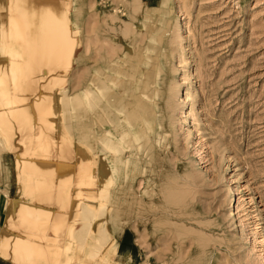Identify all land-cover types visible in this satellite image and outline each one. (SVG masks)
I'll use <instances>...</instances> for the list:
<instances>
[{
	"label": "rangeland",
	"instance_id": "1",
	"mask_svg": "<svg viewBox=\"0 0 264 264\" xmlns=\"http://www.w3.org/2000/svg\"><path fill=\"white\" fill-rule=\"evenodd\" d=\"M31 1V21L49 29L48 85L54 99L51 107L35 108L38 132L32 138L40 137L42 146L24 156L43 171L25 168L21 148L0 124V235L11 229L40 240L28 229L29 206L27 216L8 223L26 180L52 179L48 166L55 180L76 179L83 102L89 116L98 107L107 125H141L139 115L125 117L130 72L156 68L161 106L162 85L173 72L174 107L170 115L167 107L153 110L150 128L132 129L118 141V155L129 160L122 178L128 193L114 195L105 216L114 229L123 228L115 264H264V0ZM6 72L0 71V85L12 83ZM106 72L111 79L94 76ZM31 197L24 195L25 201ZM91 215L84 209L87 220L74 234L98 216ZM74 234L70 238L68 231L58 244L74 240ZM13 254L0 246L7 259L0 263L17 264Z\"/></svg>",
	"mask_w": 264,
	"mask_h": 264
},
{
	"label": "bare ground",
	"instance_id": "2",
	"mask_svg": "<svg viewBox=\"0 0 264 264\" xmlns=\"http://www.w3.org/2000/svg\"><path fill=\"white\" fill-rule=\"evenodd\" d=\"M4 1H6L5 5L0 4V71L7 70L6 73L8 74L9 72L12 83L9 84L5 81L0 85V96L2 97L0 100V107H4L0 109V124L5 131H7V135H9L10 138H15L13 141L16 142L18 148H21V160L26 164L25 168L30 169L34 167V165H32V163L30 164L29 158L24 156L37 152L36 148L42 146L40 137L37 139L34 138L35 140L32 138L34 131L38 132V128H36L37 131L35 130V108L37 106L44 108L51 107V100L54 99L53 96L49 94L50 86L48 85L49 68L47 66L48 56L46 51L47 47H49V29L40 28L31 21L29 12V10L32 9L31 4H33L31 0ZM66 33L67 30L65 31V34ZM169 35H171V33ZM86 38L87 37H85V39ZM168 38H170V36ZM168 38H166V41H168ZM82 46H85L84 48L87 49L86 46H88V44L86 43L85 45L84 42ZM88 50L89 49L83 52L86 54ZM143 61H145V59ZM146 61L149 60L146 58ZM164 64H166V62ZM100 68L101 66H98L99 70ZM168 69L169 67L167 70ZM159 72L160 70L156 68H145L139 75H135V71H132V73L130 72L132 79L129 86L128 84L127 86L131 94H129L128 98L125 100L126 103L130 104V107H126L127 111H125V117L139 115L142 124L137 127L131 126V128H124L118 124H112L111 122V124L107 125L106 123L109 121L102 119L98 107L95 111L93 110L94 112H91L92 115L89 116L86 110L88 106L86 103L87 101L82 103L80 108L81 152L78 154L76 179L73 182L55 180V173L53 169L48 166L45 172H48L49 176H53L52 179H31L32 181H29L30 178H28L26 180L24 195L31 194V200L26 198V201L30 200L26 202L24 195L20 196L19 199L12 204V212L8 219V223H18L20 220H16L14 218L15 216H27V207L29 206L31 210H33V214L28 223V229H34V232L40 240L34 237L24 239L18 234L13 233L11 229L3 231L0 235V246L6 251H8V248L12 249L14 253L12 258L13 263L115 264L116 257L119 253L120 240L121 237H123V228L114 229V225L109 224L105 216L108 215L106 209L109 203L112 202V197L114 195L117 196V194L119 195L120 193L118 192H127L122 189V182H125L122 178L126 173V164L129 160V156H124L123 158L121 155H118L119 148L117 144H119V139H126L125 136L127 133L129 135L132 129L137 133H141L142 130L150 128L152 125V118L154 117H151L150 113L153 110H158L162 107L165 109L167 107L169 115L172 114L175 101L173 72H171L172 74L167 73V81L162 85L166 94V101L162 106L159 104L157 99L158 94L154 90V86H156L159 81ZM101 75L107 79L112 78V75L108 72L94 76L99 79ZM187 80L188 77L186 76L183 82L187 83ZM88 93L89 92H85L83 95L88 96ZM105 109L107 110V108ZM42 120H44V118H42ZM127 122V124H129V121ZM89 127L91 130H89ZM91 136L93 137L92 141L97 143L98 146H93L92 153L90 154L89 146L93 143L89 140ZM135 136L137 137L136 134ZM142 140H144V138ZM49 147L50 146H48V148ZM129 154H131L130 157L133 155V153L130 152ZM137 156H139V154ZM34 169L43 171V167L39 168V166H35ZM140 183L142 182L138 184ZM8 194V190H6V197H9ZM125 195L127 194L125 193ZM35 202L44 203L34 204ZM48 204L52 205V207H64L66 212L63 213L52 209ZM116 205L118 206L119 204ZM84 209H87V211L93 214L91 217L100 215V218L97 219V216L91 219V221L88 222V228L78 236V232H76L77 235L74 234V232L79 229L82 220L85 219L83 218ZM42 226L44 232L40 230ZM14 228L16 229L17 227L14 226ZM68 231L70 233V238H72L73 234L77 237H75L74 240L70 239L71 241H64L63 245L58 244L63 241ZM12 236H14V239H11Z\"/></svg>",
	"mask_w": 264,
	"mask_h": 264
},
{
	"label": "crops",
	"instance_id": "3",
	"mask_svg": "<svg viewBox=\"0 0 264 264\" xmlns=\"http://www.w3.org/2000/svg\"><path fill=\"white\" fill-rule=\"evenodd\" d=\"M0 258H2V259H4V260H6V261H7V259L3 258L1 255H0ZM0 264H1V263H0Z\"/></svg>",
	"mask_w": 264,
	"mask_h": 264
}]
</instances>
